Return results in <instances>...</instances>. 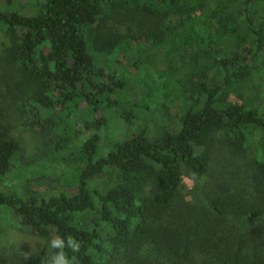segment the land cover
Here are the masks:
<instances>
[{
  "label": "trees",
  "instance_id": "trees-1",
  "mask_svg": "<svg viewBox=\"0 0 264 264\" xmlns=\"http://www.w3.org/2000/svg\"><path fill=\"white\" fill-rule=\"evenodd\" d=\"M24 1L40 10L0 0V32L10 42L0 53V216L9 210L20 228L55 236L56 264H147L168 257V245L186 250L185 264H264V0ZM119 54L145 75L123 77ZM148 83L147 109L161 134L142 125L123 143L110 138L109 153L95 160L104 113L129 108L117 93ZM233 85L242 104L229 101ZM170 94L185 105L177 130L162 123ZM75 101L95 116L83 128L98 132L78 144L81 130L67 117V148L56 150L71 161L76 192L7 195L4 179L21 171L12 123L51 138L54 115ZM107 172L117 182L102 192L92 183ZM185 176L195 184L193 203L182 195ZM44 262L33 253L24 264ZM0 264H9L4 254Z\"/></svg>",
  "mask_w": 264,
  "mask_h": 264
},
{
  "label": "rangeland",
  "instance_id": "rangeland-1",
  "mask_svg": "<svg viewBox=\"0 0 264 264\" xmlns=\"http://www.w3.org/2000/svg\"><path fill=\"white\" fill-rule=\"evenodd\" d=\"M22 8L23 11L31 10V12H33L34 10L35 13L40 10L36 5V1L35 3H25L24 0H15L12 9L21 12L20 10ZM9 45V38L5 36L3 32H0V53H2ZM124 56V54L118 55L120 65H118L119 67L114 66V68H120V71L123 73L121 75H124L123 77L126 78H129V75L124 71L128 70L132 75L133 81H138L142 74L145 75V72L142 74L139 72L138 74L136 70L131 69ZM133 57L134 55L131 56V58ZM113 60H115V58H113ZM118 61L115 60V64L119 63ZM148 70L149 71L147 72L150 73L154 71V69ZM246 86L247 82L241 83L242 88H245ZM150 88H152V83H148V86L141 91H131L128 87L124 91L117 93L115 98H117L118 103L122 102V104H124V98L125 102L129 104V108L127 110H121V107L115 105L113 109L104 113L105 117L109 120V124L108 127L102 131L104 132V136L100 143L101 151L95 160H98L100 157L106 156L109 153L110 148L107 147V143L111 140L110 138H112L113 142L123 143L135 135L142 128V125L149 127L152 134H161L159 129L156 128V125H152L153 117L151 112L147 109V105L150 104L153 99V95L147 94L149 93ZM235 88L236 85H233L227 89V92L230 95L229 101L242 104L241 99L238 98L237 93L235 92ZM243 93H246L245 89ZM145 94H147V96ZM170 96L172 99H170V103L164 108L165 121L162 123L166 127L177 130L180 128L179 119L183 115L185 105H183L182 102L174 100L171 94ZM4 104L5 101L0 98V108L4 107ZM127 113L129 115L132 114L133 116L131 122H128L124 118V115ZM68 116L71 118L74 127H77L76 132L81 130V135L77 139L79 143L76 140L74 142H77L78 144L84 143L98 133L95 130H86L83 128L82 124L85 122H93L95 116L91 108L81 101L79 103L75 101L73 104L67 106L64 112L60 115H54L56 127L52 129L51 138L42 135V133L41 135H35L30 129L25 127L22 121H14L12 123L16 139L21 148L16 162L21 171L4 179L1 185L2 191L10 196H38L45 198L61 192H67L69 194L76 192L77 185L73 177H71L73 176V172L71 171V161L66 160V153H58L56 150L58 145L62 146L61 150L67 148L68 138L65 135V123ZM154 118L161 123L160 117L155 115ZM217 138L220 139L221 135L218 134ZM221 142L222 140L217 141L216 150L222 147ZM60 156H63L65 159L61 160ZM74 159L76 160L77 167L84 166V164L87 163L84 156L80 153H76ZM183 180L185 184V190L182 192L183 198L188 202L193 203L196 193V190L194 193L195 184L186 176ZM116 182L117 174L115 172H107L96 178L92 184L100 191L105 192L107 189L115 185ZM55 247V236L41 238L20 228L19 220L11 211L4 210V214L0 216V254H4L7 257L9 264H24L25 258L33 253H42L45 259L44 264H56ZM168 247L172 251L168 257H161L160 261H157V259H153L151 256L152 260H149L147 264L186 263L185 258L181 259V257L187 253L184 248L177 253V251H174L170 245H168ZM146 250L147 248H144L140 251V258L147 257L146 255L148 253ZM205 253H207L205 250L204 252L201 250L195 251L196 256ZM95 264H100V260L97 259ZM124 264H127L126 261H124ZM197 264L204 263L200 260L199 263L197 261Z\"/></svg>",
  "mask_w": 264,
  "mask_h": 264
}]
</instances>
